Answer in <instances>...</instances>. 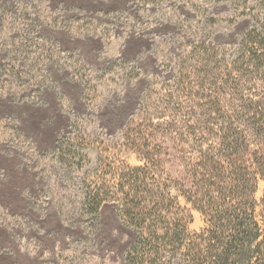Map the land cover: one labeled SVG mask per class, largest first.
<instances>
[{"label": "trees", "instance_id": "obj_1", "mask_svg": "<svg viewBox=\"0 0 264 264\" xmlns=\"http://www.w3.org/2000/svg\"><path fill=\"white\" fill-rule=\"evenodd\" d=\"M214 1L186 2L194 13L178 22L177 50L156 43L163 73L123 126L110 132L92 108L71 119L50 159L48 200L62 219L76 216L91 236L88 223L116 206L134 233L129 264H264V198L261 215L256 198L264 180V0ZM219 4L248 20L232 48L211 39ZM129 70L115 62L84 71L85 102L104 104L94 96L109 82H137ZM188 98L200 102V116L186 111ZM192 210L205 220L200 232L191 229Z\"/></svg>", "mask_w": 264, "mask_h": 264}, {"label": "rangeland", "instance_id": "obj_2", "mask_svg": "<svg viewBox=\"0 0 264 264\" xmlns=\"http://www.w3.org/2000/svg\"><path fill=\"white\" fill-rule=\"evenodd\" d=\"M186 2L192 0H0V264H129L124 255L134 233L116 206L88 223L91 236L76 216L65 222L48 200L49 163L73 117L93 108L110 132L126 123L163 73L156 43L164 40L172 50L180 44L178 22L194 13ZM215 8L222 14L211 39L232 48L248 20L235 9L224 13V4ZM115 62L136 70L139 80L125 89L107 83L103 96H94L106 102L89 106L83 72ZM187 101L186 111L200 116V102ZM256 198L261 215L262 178ZM192 216L191 229L200 232L205 220L195 210Z\"/></svg>", "mask_w": 264, "mask_h": 264}]
</instances>
